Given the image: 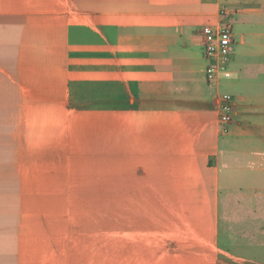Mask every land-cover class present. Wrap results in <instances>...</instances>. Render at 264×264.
Wrapping results in <instances>:
<instances>
[{
  "label": "crops",
  "instance_id": "obj_1",
  "mask_svg": "<svg viewBox=\"0 0 264 264\" xmlns=\"http://www.w3.org/2000/svg\"><path fill=\"white\" fill-rule=\"evenodd\" d=\"M225 1L224 134V0H0V264H264V0Z\"/></svg>",
  "mask_w": 264,
  "mask_h": 264
},
{
  "label": "built area",
  "instance_id": "obj_2",
  "mask_svg": "<svg viewBox=\"0 0 264 264\" xmlns=\"http://www.w3.org/2000/svg\"><path fill=\"white\" fill-rule=\"evenodd\" d=\"M234 13L230 5H222L219 20L205 24L201 29L203 55L207 61L206 78L209 82H220L233 76L229 68L234 55L235 36L229 17ZM218 122L221 133H227L236 113V97L233 93H221L217 100Z\"/></svg>",
  "mask_w": 264,
  "mask_h": 264
},
{
  "label": "rangeland",
  "instance_id": "obj_3",
  "mask_svg": "<svg viewBox=\"0 0 264 264\" xmlns=\"http://www.w3.org/2000/svg\"><path fill=\"white\" fill-rule=\"evenodd\" d=\"M224 3L225 4H223V5H230V6H232L229 2H227L225 0H224ZM228 21L232 23L234 33L238 32L241 23L238 20H236L235 17H229V20ZM234 47H235V45H234ZM198 48H199V50H202V47L201 46H199ZM203 62L207 66L206 59H204ZM229 68L232 70V72L235 69L233 59L230 62ZM232 80H233L232 77H230L228 79H222L221 82H220V86H219V93H225V92L233 93L231 91V89H230V86H229L231 84ZM109 260H114V258L111 257V253H109Z\"/></svg>",
  "mask_w": 264,
  "mask_h": 264
}]
</instances>
